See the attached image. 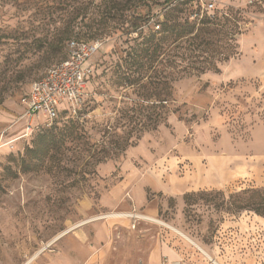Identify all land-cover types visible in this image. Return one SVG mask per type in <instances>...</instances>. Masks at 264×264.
<instances>
[{
	"label": "rangeland",
	"instance_id": "rangeland-1",
	"mask_svg": "<svg viewBox=\"0 0 264 264\" xmlns=\"http://www.w3.org/2000/svg\"><path fill=\"white\" fill-rule=\"evenodd\" d=\"M188 1L0 0L1 264L38 251L30 264H84L95 236L112 243L104 264H146L153 243H187L180 234L219 264H264V217L234 208L242 191H264V0H215L211 12ZM173 8L196 30L201 17L235 15L234 41L185 62L176 48L164 58L171 66L123 84L132 39L156 32ZM134 17H142L136 29ZM70 40L102 44L80 111L47 124L26 118L22 97ZM201 60L217 71L196 75ZM39 132L57 142L41 161L28 152ZM112 212L139 218L101 219Z\"/></svg>",
	"mask_w": 264,
	"mask_h": 264
},
{
	"label": "trees",
	"instance_id": "trees-1",
	"mask_svg": "<svg viewBox=\"0 0 264 264\" xmlns=\"http://www.w3.org/2000/svg\"><path fill=\"white\" fill-rule=\"evenodd\" d=\"M189 0L188 2H192ZM169 6L170 3H167ZM163 21L157 25L159 28L156 32H149L147 35L142 36L141 33L138 34L137 38L132 39L136 46L131 52L126 53V59H130L129 71L130 73H123L120 81L127 86L135 85L139 80L138 77L130 76L131 73L141 74L142 71H148L154 66H171L173 64L172 60L164 59L165 56H170V53L174 49L179 48L182 51L177 56L179 60H186L193 56V58L200 57V53L206 51L216 52L221 54V49L223 48L219 43L228 41L233 42V36L235 34L237 17L235 15L221 16L214 20L205 19L202 17L199 20V25L196 30V24H189L187 21L179 22L176 15L175 9H169L163 14ZM142 17H134L132 21V27L135 29L139 27ZM195 30L197 31L195 34ZM194 34V35H193ZM215 36L218 38L214 39ZM193 41L194 48L189 53V49L185 46L188 41ZM72 41V40H70ZM70 41H67L64 49V56L60 62L61 63L67 58V45ZM78 41V40H75ZM84 42V41H83ZM189 45V44H188ZM227 46L231 48V45ZM212 48H214L212 50ZM234 48V47H233ZM197 52V54H196ZM236 55L235 51L228 54L224 60H229L231 57ZM185 62V61H184ZM203 64V67L195 68L196 75L204 74L207 71L213 70L217 71L215 63L212 61H198ZM206 62V63H204ZM180 61L178 66H180ZM56 64V65H57ZM188 67L184 66L178 71V73H187ZM148 85V84H147ZM160 86L165 88L166 81H161ZM161 109H164V100H160ZM163 121V117H159ZM63 119H73L67 118L65 112H60L55 121ZM37 139L34 147L28 150L30 159L41 161L45 158L51 151L57 148V142L54 136L47 135L46 132L37 133ZM242 197H247L245 199L239 198L240 203H236L234 208L237 212L250 211L257 216L264 217V191H258L256 189L244 190L240 194ZM202 196V194H201ZM185 198H190V196L185 195Z\"/></svg>",
	"mask_w": 264,
	"mask_h": 264
},
{
	"label": "built area",
	"instance_id": "built-area-1",
	"mask_svg": "<svg viewBox=\"0 0 264 264\" xmlns=\"http://www.w3.org/2000/svg\"><path fill=\"white\" fill-rule=\"evenodd\" d=\"M198 4L201 12H211L215 8V0H198ZM158 28L157 26V30ZM101 46L97 41H70L67 45V58L33 82L22 97L25 117L42 120L43 124L52 123L60 112H65L67 118L76 117L83 105L86 81L91 74L90 66H86V63ZM26 132L32 133L30 126L26 128ZM127 218L139 217L129 214ZM131 227L134 228L135 224Z\"/></svg>",
	"mask_w": 264,
	"mask_h": 264
},
{
	"label": "crops",
	"instance_id": "crops-1",
	"mask_svg": "<svg viewBox=\"0 0 264 264\" xmlns=\"http://www.w3.org/2000/svg\"><path fill=\"white\" fill-rule=\"evenodd\" d=\"M86 66H90V61L86 63ZM148 216L149 218L155 217L152 214H148ZM104 228L105 231L110 232V230H108L105 225ZM68 232L63 233L59 238H61ZM59 238H57L56 240H58ZM171 242L172 243H169L167 241L161 243H153V245L149 249L146 264H203L202 259L198 257L199 250L196 249L193 245H190L188 242L186 243L185 241L179 242L175 240ZM112 249V243H110L109 241H106L102 238L96 239V236L95 238L93 237V245H88V248L86 249L88 254L86 256L84 264H104L108 256L111 254ZM30 258H28L24 264H26ZM213 260L216 261L215 259Z\"/></svg>",
	"mask_w": 264,
	"mask_h": 264
},
{
	"label": "bare ground",
	"instance_id": "bare-ground-1",
	"mask_svg": "<svg viewBox=\"0 0 264 264\" xmlns=\"http://www.w3.org/2000/svg\"><path fill=\"white\" fill-rule=\"evenodd\" d=\"M129 216L128 214H125V213H116V212H112V213H107L106 215H104L103 217H101V219H113V218H121V217H127ZM148 220L150 221H153L159 225H162V226H166L168 227L167 225H165L164 223L160 222V221H155V219L153 218H147ZM97 219H93V221H95ZM89 222V221H88ZM87 223V222H85ZM85 223H81L80 225H77L76 227H79L81 225H84ZM71 230V229H70ZM69 231V230H68ZM68 231H65V232H68ZM63 232V233H65ZM177 234L178 232L175 231ZM63 233H61L60 235H58L57 237H55L51 242H49L44 248H41V249H45L47 247H49L51 244L54 243V241L59 238ZM180 234V233H179ZM188 243H190L191 245H193L196 249H198L200 251V253L205 256L208 260H210L213 264H218L216 261H214L205 251H203L202 249H200L193 241H191L189 238L185 237L184 235L180 234ZM41 253V251H38L34 256H32L26 264H30L36 257L37 255H39Z\"/></svg>",
	"mask_w": 264,
	"mask_h": 264
}]
</instances>
